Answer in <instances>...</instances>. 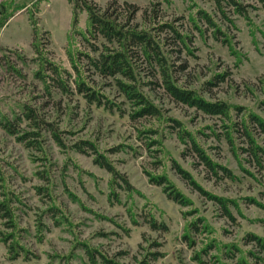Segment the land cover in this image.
<instances>
[{"label": "rangeland", "instance_id": "rangeland-1", "mask_svg": "<svg viewBox=\"0 0 264 264\" xmlns=\"http://www.w3.org/2000/svg\"><path fill=\"white\" fill-rule=\"evenodd\" d=\"M90 1L104 8L112 0ZM118 1L158 10L155 19L145 20L140 11L136 22L141 27L169 23L190 37L193 54L183 49L172 59L187 67L178 74L179 84L210 101L228 103L233 123L240 124L250 113L264 119V10L259 4L242 1L248 18L230 11V22L213 0ZM0 2L6 16L14 15L0 28V165L15 201V235L23 249L17 258L8 253L1 235L11 232L0 219V264H106L103 257L115 264H238L241 258L264 264V252L246 240L250 233L264 238V209L249 201L264 204V170L248 162L246 154H234L224 139L230 120L177 103L157 85L143 86V91L159 114L136 117L139 108L114 78L89 70L84 55L78 64L86 80L117 106L110 111L75 91H64L49 73L43 76L30 17L42 33L41 55L73 75L69 84L74 89L67 50L75 57L79 52L97 56L90 43L100 49L106 43L101 37L87 42L80 34L87 28L86 12H80L74 29L73 5L67 0ZM199 10L208 12L222 32L216 36L203 21L198 24L203 32L198 31L194 22ZM171 35L161 34L169 37L168 52L175 47ZM148 79L143 73V81ZM8 121L14 134L2 127ZM179 127L235 179L211 174L191 144L180 139ZM253 134L264 146V135L257 129ZM233 139L237 146L245 145L238 131ZM98 154L130 187L119 178L113 181L112 174L94 163ZM174 163L206 191L234 201V220L185 182ZM148 173L166 175L190 204L170 200Z\"/></svg>", "mask_w": 264, "mask_h": 264}, {"label": "trees", "instance_id": "trees-1", "mask_svg": "<svg viewBox=\"0 0 264 264\" xmlns=\"http://www.w3.org/2000/svg\"><path fill=\"white\" fill-rule=\"evenodd\" d=\"M67 1L73 5L72 27L74 29L77 28L79 14L84 11L87 14V28L84 32H80V34L85 40H87V42L101 37L106 43L101 49L93 43H90L92 51L98 52L97 56L79 52L77 57H75L71 50H67L68 58L74 70V89H71L69 81L73 75L69 71L59 68L55 63L41 55L42 33L39 31L38 22H36L31 16L30 23L32 26L33 46L36 54L41 59L40 69L44 74L43 76H47L45 74L49 73L50 75L47 77L57 80L58 86L64 91H75L78 94H81L89 103H96L97 106H103L105 109L113 111L117 104L100 91L93 88L86 80L84 71L78 64L80 60L79 56L84 55L87 58L89 70L92 69L93 72L103 78H114L116 86L120 92L126 97V99L132 102L134 106L139 108L134 114L136 117L156 116L159 114V108L143 91V86L151 87L157 85L177 103L187 105L188 107L202 111L211 116H218L230 120L231 124L225 131L224 139L227 140L234 154H246L248 162L257 165L260 169L264 170V146L256 141L253 134V130L257 129L259 134L264 135V119L250 113L240 124L237 122L233 123V121H231L232 109L228 103L223 101H210L197 91L184 88L179 84L178 74L181 71H184L187 67L185 65L176 66L172 59L173 56H175L174 52L179 54L183 52V49L189 54H193L189 45L190 37L187 34L169 23H162L155 28L141 27L136 22L137 14L140 11H143L144 20L147 19V17L149 19H155L156 17L154 15L157 16L158 10L152 9L151 7L142 10L141 7L134 3L128 1L120 3L118 0L110 1L104 8L90 0ZM213 1L221 16L230 22H233L229 17L230 11L248 18V13L242 3L244 0ZM253 1L259 4L261 9L264 10V0ZM5 6V3L0 2V8H5ZM1 14L3 17L0 19V28H3L14 15L10 14L6 16L5 12L2 11ZM199 21H203L207 27L212 28L216 36L218 33L222 32L213 17L204 10L198 11L196 21L194 22L197 30L203 32V29L198 25ZM163 33L172 34V41L170 44L172 47L173 45L175 47H173V51L171 52H168L166 49L169 37L162 39L161 34ZM229 41L230 39L224 40V42L227 43H229ZM229 46L231 45L229 44ZM143 73L149 78L147 81H143ZM220 76L224 77V75ZM28 117L31 118L30 113H28ZM251 124H253L255 129L251 128ZM2 127L8 133L14 134V127L10 121L2 123ZM234 131H238L240 136L244 138V146L239 147L235 144L233 139ZM178 134L180 135V139L191 144L195 156L211 174L216 177L235 179L233 172L226 166L215 162L188 131L179 127ZM94 163L112 174L113 181L119 178L125 184H129L128 180L121 176L114 165L102 154H98L95 157ZM173 168L185 182L207 199L216 202L224 211V215L231 220H234V216L230 210V205L231 203L233 204L234 201L206 191L199 183H197L193 176L178 163H174ZM148 176L152 184L163 188V192L170 200L183 206L190 204L189 199L166 175H152L148 173ZM5 178L4 169L0 165V219L3 220L5 228L11 232L8 234H2L1 241L6 246L7 251L12 258H17L22 253L19 249H23L15 235L16 231L18 232L19 229L13 207L15 201L6 186ZM128 186L130 187V185ZM113 194H115V190L112 191L111 195ZM249 201L264 209V204L258 202L256 199H250ZM151 225L153 228H159L158 223L154 219H152ZM246 240L248 243H254L259 247L261 252H264L263 237L250 233ZM236 250L237 252H241L237 247ZM151 254L155 255V253ZM251 254L253 256L255 255V253L252 252ZM90 256L93 259V256ZM229 256L230 258H233L232 255ZM103 258L106 264H115L111 260H108L105 257ZM238 264L248 263L245 259L243 260L241 258V260L239 259Z\"/></svg>", "mask_w": 264, "mask_h": 264}]
</instances>
